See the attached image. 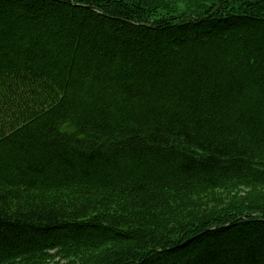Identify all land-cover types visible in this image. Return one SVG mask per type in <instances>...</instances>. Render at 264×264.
Here are the masks:
<instances>
[{
  "label": "trees",
  "instance_id": "trees-1",
  "mask_svg": "<svg viewBox=\"0 0 264 264\" xmlns=\"http://www.w3.org/2000/svg\"><path fill=\"white\" fill-rule=\"evenodd\" d=\"M182 1L0 0V264H264V220L146 256L264 184V0Z\"/></svg>",
  "mask_w": 264,
  "mask_h": 264
},
{
  "label": "rangeland",
  "instance_id": "rangeland-1",
  "mask_svg": "<svg viewBox=\"0 0 264 264\" xmlns=\"http://www.w3.org/2000/svg\"><path fill=\"white\" fill-rule=\"evenodd\" d=\"M178 11L184 8V4L182 0H178L177 2ZM63 133H69V131L62 130ZM74 135V133H73ZM246 182V181H245ZM245 182H228L219 187L214 191H206L202 192L198 195L193 201H190L186 204L187 211H191L190 219L184 225L182 230L183 235L176 236L172 239H167L166 236L162 235L160 237V241L163 242V245L158 246L157 249L146 256H149L156 252L161 253L164 250H173L172 247H175L176 244L183 240H189L194 235H199L204 232V230L213 228L215 225L219 223H232L233 221H249V220H264V184H251ZM19 197L23 201L24 199H28L30 202L39 198L42 199H53L54 196L57 197L55 193L52 194H27L23 191H18ZM2 193V191H0ZM15 194V193H14ZM54 195V196H52ZM24 203V202H23ZM11 204V203H10ZM13 204V205H12ZM11 212L13 218H19L22 215H26L29 213L28 209L24 206V204H18L12 202ZM23 205L24 210L19 213L18 208ZM8 211H10L8 209ZM186 211H181V207H175L173 210V214L175 216H171L168 218L169 220H174L173 222H177L178 220L184 219V213ZM175 219H178L177 221ZM168 221H166V224ZM181 232L180 228H176L174 232H166L165 235H176ZM130 238H133L132 233ZM184 243V242H182ZM116 249V248H115ZM130 249H133L132 247ZM91 262L96 260L92 259ZM81 264V263H78Z\"/></svg>",
  "mask_w": 264,
  "mask_h": 264
},
{
  "label": "water",
  "instance_id": "water-1",
  "mask_svg": "<svg viewBox=\"0 0 264 264\" xmlns=\"http://www.w3.org/2000/svg\"><path fill=\"white\" fill-rule=\"evenodd\" d=\"M84 8H87V9H91L92 10V7H84Z\"/></svg>",
  "mask_w": 264,
  "mask_h": 264
}]
</instances>
